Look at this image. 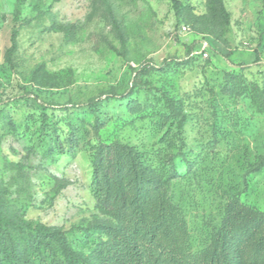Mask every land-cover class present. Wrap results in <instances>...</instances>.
<instances>
[{"label":"rangeland","instance_id":"rangeland-1","mask_svg":"<svg viewBox=\"0 0 264 264\" xmlns=\"http://www.w3.org/2000/svg\"><path fill=\"white\" fill-rule=\"evenodd\" d=\"M222 1L229 21L213 16L210 0H181L195 16L171 0H26L16 22L17 0H0V190L9 218L61 227L90 255L95 227L115 221L96 208L91 145L113 141L171 166L167 192L187 251L210 243L229 201L264 211V0ZM149 64L157 69L139 75ZM163 94L184 104L170 133L175 148L161 142L168 125L155 124ZM95 99L97 113L79 106ZM240 257L264 264V221L240 235Z\"/></svg>","mask_w":264,"mask_h":264},{"label":"trees","instance_id":"trees-1","mask_svg":"<svg viewBox=\"0 0 264 264\" xmlns=\"http://www.w3.org/2000/svg\"><path fill=\"white\" fill-rule=\"evenodd\" d=\"M171 1L178 14L195 16L181 0ZM25 2L17 0L16 22L20 20ZM210 3L213 16H226L229 21V13L222 0H210ZM16 46L14 31L12 47ZM192 50L189 47L187 57ZM155 69V64L144 65L138 74L146 76ZM245 82L240 81L244 86ZM130 94L112 93L108 98L124 100ZM101 101L90 100L79 106H86L97 113ZM160 101L165 112L158 113L160 119L155 124L161 127L168 125L161 142L168 148L178 147V139L171 137L170 133L184 116L183 101L167 94H163ZM43 114L46 116V108ZM67 142L70 151L77 145L71 134ZM91 151V187L96 208L115 220L112 224L95 227L99 239L87 240L93 246L91 254L83 256L76 252L68 231L61 227L9 218L0 190V264H244L240 257V235H252L257 224L264 221V211L235 200L229 201L224 219L213 232L210 243L201 251H187L178 244L174 207L167 192V184L173 174L171 166L156 162L136 146L120 141L95 143L91 145ZM261 164H264V158ZM95 228L88 227L86 236L89 237L88 232Z\"/></svg>","mask_w":264,"mask_h":264},{"label":"built area","instance_id":"built-area-1","mask_svg":"<svg viewBox=\"0 0 264 264\" xmlns=\"http://www.w3.org/2000/svg\"><path fill=\"white\" fill-rule=\"evenodd\" d=\"M181 29L183 32H187L189 30L186 24H183Z\"/></svg>","mask_w":264,"mask_h":264}]
</instances>
